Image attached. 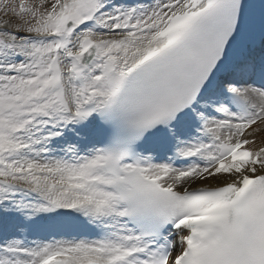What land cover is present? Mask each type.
<instances>
[{
  "label": "snow or ice",
  "instance_id": "1",
  "mask_svg": "<svg viewBox=\"0 0 264 264\" xmlns=\"http://www.w3.org/2000/svg\"><path fill=\"white\" fill-rule=\"evenodd\" d=\"M0 264H264V0H0Z\"/></svg>",
  "mask_w": 264,
  "mask_h": 264
}]
</instances>
